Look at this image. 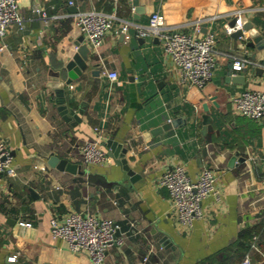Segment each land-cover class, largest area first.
Returning <instances> with one entry per match:
<instances>
[{"label":"crops","instance_id":"1","mask_svg":"<svg viewBox=\"0 0 264 264\" xmlns=\"http://www.w3.org/2000/svg\"><path fill=\"white\" fill-rule=\"evenodd\" d=\"M134 1L18 0L23 26L0 35V140L16 171L0 181V264H94L51 234V220L72 212L120 225L104 264H241L246 255L264 264V122L239 114L233 102L245 90L264 91V0ZM94 9L118 19L100 50H91L88 68L67 84L63 69L82 36L75 15ZM154 12L198 38L215 35L217 68L203 88L183 79L158 38L137 36L136 26ZM234 18L252 23L243 37L226 30ZM122 20L130 22L129 37ZM228 54L260 65L236 72ZM109 70L118 79L111 82ZM60 87L69 107L82 110L80 122L59 111ZM99 137L108 154L112 144L127 149L134 180L113 156L99 165L84 161L82 145ZM53 154L77 172L51 165ZM177 165L194 181L205 167L218 175L216 193L191 226L159 186ZM247 230L260 235V250L249 247Z\"/></svg>","mask_w":264,"mask_h":264},{"label":"built area","instance_id":"2","mask_svg":"<svg viewBox=\"0 0 264 264\" xmlns=\"http://www.w3.org/2000/svg\"><path fill=\"white\" fill-rule=\"evenodd\" d=\"M73 1H71V4ZM33 12L41 15L48 21V13L35 8ZM118 17L115 13L88 10L75 15L76 25L88 44L100 50L106 34L113 28ZM120 32L129 37L130 22L122 20ZM14 24L20 27L24 19L19 12L18 0H0V35ZM243 21L237 19L234 26L228 25L226 30L234 33L243 29ZM137 36H153L160 40L166 55L180 70L184 80L203 88L214 76L218 50L216 38L213 33H207L198 38L189 33L178 30V27L169 24L163 14L154 12L149 22L137 25ZM195 30H200V23L195 24ZM232 60L234 71H242L250 64L260 65L244 54H228ZM111 82L118 79L119 73L115 70L104 71ZM236 111L243 115L264 122V91L245 90L234 97ZM171 121V119H169ZM99 131L100 129L97 128ZM100 132V131H99ZM84 161L90 165H99L109 159V154L101 147L99 138H91L81 147ZM15 161L7 142L0 140V181L5 175L15 176ZM218 181L217 173L210 167L202 169L197 180H192L183 165H177L166 171L159 179V186L168 189L170 197L178 211L179 219L186 225H193L197 218L203 216L204 200L216 193ZM24 224V223H23ZM30 226V222H25ZM120 225L112 219L101 217L92 213L72 212L64 221L56 218L51 220V234L54 239L67 242L75 252H88L94 264H104L108 249L119 241L118 231ZM260 235L254 233L251 239V248L260 250ZM17 261L18 255L10 257ZM148 257L144 258L146 261ZM241 264H252L249 255H246Z\"/></svg>","mask_w":264,"mask_h":264},{"label":"water","instance_id":"3","mask_svg":"<svg viewBox=\"0 0 264 264\" xmlns=\"http://www.w3.org/2000/svg\"><path fill=\"white\" fill-rule=\"evenodd\" d=\"M134 3L137 4L138 3L137 0H135ZM236 21H237L236 18L232 19L229 25L234 26ZM243 28L245 30L251 29L252 23H245L243 25ZM244 29H239L235 31L234 33H232V36L236 38L243 37ZM255 39L257 41V40L262 39V37L258 35L256 36ZM76 45L78 47L77 52L75 53L73 58L65 65V68L63 69V71L67 72V79H66L67 84H70L73 80L78 79L83 74V72L88 68L89 55H90L91 50L94 49L92 44H88L85 41V38L83 35L79 38ZM56 93L59 96V99H58V103L60 104L59 111L61 112L63 117L69 121L71 118H73L72 116H74V118H76V120L80 122L81 118L79 117V113H82V110H80L79 113H76L74 109H71L69 107V103L65 97V89L63 87L57 88ZM204 108L210 114L207 104L204 105ZM76 124L77 122L74 123V125ZM173 125H176L175 121L170 122L168 125H165L164 128L170 129L172 128ZM116 146L117 144L116 145L112 144L111 147L113 151H111L109 155L115 157L116 162L122 165L127 175L131 176L132 180H134L136 178V175H135L136 172L128 164V159L126 157L127 149L123 148L122 145H118V147ZM49 162L53 166H57L60 169H67L68 171H72V172H77V169H78L77 164L72 163L68 161L67 159H61L54 154L50 157ZM43 264H51V263H43Z\"/></svg>","mask_w":264,"mask_h":264},{"label":"trees","instance_id":"4","mask_svg":"<svg viewBox=\"0 0 264 264\" xmlns=\"http://www.w3.org/2000/svg\"><path fill=\"white\" fill-rule=\"evenodd\" d=\"M248 232H250L249 234H251V236H250V242H251V239H252V236H253L252 233H251V231H248V230H247V231H245L244 233H242V235L245 236V234L248 233ZM253 234H254V233H253ZM250 242H249V247L251 246V245H250Z\"/></svg>","mask_w":264,"mask_h":264}]
</instances>
